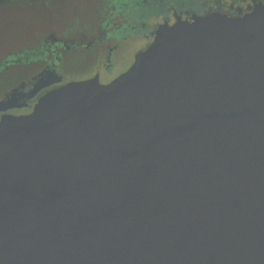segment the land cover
<instances>
[{
  "label": "water",
  "instance_id": "95a60500",
  "mask_svg": "<svg viewBox=\"0 0 264 264\" xmlns=\"http://www.w3.org/2000/svg\"><path fill=\"white\" fill-rule=\"evenodd\" d=\"M0 264H264V11L0 124Z\"/></svg>",
  "mask_w": 264,
  "mask_h": 264
},
{
  "label": "flooded vegetation",
  "instance_id": "af4514ba",
  "mask_svg": "<svg viewBox=\"0 0 264 264\" xmlns=\"http://www.w3.org/2000/svg\"><path fill=\"white\" fill-rule=\"evenodd\" d=\"M20 2L48 14L37 31L36 45L9 46L0 54V76L24 69L18 78L0 83V124L32 116L51 93L79 82L107 86L137 67L140 56L160 39L161 32L179 22L222 16L241 19L264 11V0H89V7L72 14L88 19L89 30L72 36L59 33L53 0H0ZM31 42V41H30ZM77 51L86 54L81 77L66 76L65 58Z\"/></svg>",
  "mask_w": 264,
  "mask_h": 264
},
{
  "label": "rangeland",
  "instance_id": "374dc122",
  "mask_svg": "<svg viewBox=\"0 0 264 264\" xmlns=\"http://www.w3.org/2000/svg\"><path fill=\"white\" fill-rule=\"evenodd\" d=\"M77 8L89 7V0H53L51 13L54 14L57 31L66 36L77 34L81 30H89L92 25L88 19L72 16ZM48 12V11H47ZM45 10H35L20 2L0 4V54L9 46L27 47L36 45L37 31L42 30L48 16ZM31 41V42H30ZM86 54L81 51L69 54L65 58L66 76L81 77L86 66ZM24 69L15 68L8 75L0 76V83L18 78Z\"/></svg>",
  "mask_w": 264,
  "mask_h": 264
}]
</instances>
